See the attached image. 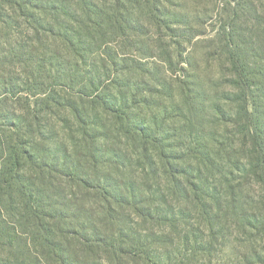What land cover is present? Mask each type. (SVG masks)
<instances>
[{"label":"trees","instance_id":"trees-1","mask_svg":"<svg viewBox=\"0 0 264 264\" xmlns=\"http://www.w3.org/2000/svg\"><path fill=\"white\" fill-rule=\"evenodd\" d=\"M165 3L0 0V264H221L235 226L264 239L249 188L259 184L264 206V0L224 2L222 100L236 105L215 104L224 132H206L191 83L170 128L111 78L110 35L137 31L135 11L196 34L177 33Z\"/></svg>","mask_w":264,"mask_h":264},{"label":"rangeland","instance_id":"rangeland-1","mask_svg":"<svg viewBox=\"0 0 264 264\" xmlns=\"http://www.w3.org/2000/svg\"><path fill=\"white\" fill-rule=\"evenodd\" d=\"M224 2L225 0H172V4L165 3L169 7V13L177 14V18L181 20V23L174 25L175 31L177 29L179 34L196 33L190 37L175 36L166 29L158 28L149 22L147 13H140L139 10L134 12V19L140 23L137 31L129 32L125 37L110 35L111 55H118L119 61L113 68L110 65L111 78L122 77L128 83V89L132 88L141 94L140 97L147 102L143 106V117L147 121L151 122L166 114L169 116L168 127L171 128L173 123L179 124L176 109L183 104L185 84L191 83L196 88L194 94L200 101L202 95L204 100L206 132L233 129L231 124L226 125L220 120L215 109L216 103L231 112L236 109L234 103L222 100L225 91L232 89L225 83L229 68L225 56L221 55L220 39L217 35L224 17L227 16ZM184 15L189 23L184 22L181 17ZM160 32L163 37L159 36ZM165 49L172 54V63L161 60ZM64 54L67 61H76L72 60L74 56L68 49L64 50ZM181 54L185 61L174 70L173 66L177 61L179 63ZM124 58L127 60V68L120 64ZM112 140L118 139L111 136L110 142ZM121 146L127 148L125 144ZM129 149H134L132 144ZM132 159L134 167L139 166L137 174L141 176L142 170L136 160L137 156ZM161 180L166 182L165 176ZM139 181H142L141 177ZM249 188L256 197L258 209L264 211V206L259 203V197L263 195L261 187L254 184ZM251 235L252 231L245 232L240 228L237 230L235 226V233L228 242L229 247L220 252L221 264H261L259 261H264V239L259 237L252 240Z\"/></svg>","mask_w":264,"mask_h":264}]
</instances>
